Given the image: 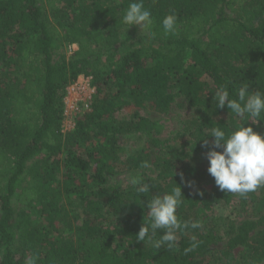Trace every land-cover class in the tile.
I'll list each match as a JSON object with an SVG mask.
<instances>
[{
    "label": "trees",
    "instance_id": "trees-1",
    "mask_svg": "<svg viewBox=\"0 0 264 264\" xmlns=\"http://www.w3.org/2000/svg\"><path fill=\"white\" fill-rule=\"evenodd\" d=\"M129 2L0 0V264L30 257L36 264H216V233L202 225L211 205L264 208V187L241 197L220 191L189 159L145 147L128 154L120 135L143 133L153 147L150 136L163 124L136 114L117 118L131 105L164 112L184 96L200 111L185 129L206 156L213 127L229 132L244 119L216 108L215 91L226 88L230 99L243 84L264 91V0H144L153 20L144 30L120 22ZM169 13L177 31L165 36L161 20ZM71 44L67 57L59 54ZM80 74L92 77L96 92L88 112L62 132L66 88ZM252 126L264 133V120ZM138 169L154 185L147 194L110 180L111 173ZM179 185L185 197L178 219L202 227L179 230L170 250L155 246L159 231L138 241L148 198ZM72 196L83 211L66 208ZM253 216L228 233L222 253L240 248L234 264H264V229ZM192 236L199 244L185 253ZM114 238L126 242L124 254L114 250Z\"/></svg>",
    "mask_w": 264,
    "mask_h": 264
},
{
    "label": "clouds",
    "instance_id": "clouds-1",
    "mask_svg": "<svg viewBox=\"0 0 264 264\" xmlns=\"http://www.w3.org/2000/svg\"><path fill=\"white\" fill-rule=\"evenodd\" d=\"M120 22L127 26V30L132 26H138L139 30L150 29L153 24L152 14L145 8L144 0H130L123 9ZM161 27L165 36L174 35L177 31L176 15H165L161 20ZM214 98L216 108L227 106L236 117L244 119L237 121L229 132L213 127L205 135L213 138L211 147L207 140L203 145L208 149L207 172L220 191L246 197L247 194L264 187V133L254 131L252 126L264 120V91H249L248 85L243 84L237 91V99H230L227 89L220 87L215 91ZM248 121L251 123L245 126ZM129 183L140 194H147L154 187L139 177L131 178ZM193 183L188 181V186L191 187ZM184 197L179 185L163 195L154 194L151 199L148 198L145 205L147 224L143 222L136 239L144 243L146 240L152 241L159 231L161 235L154 241L155 246L170 250L176 245L179 230L200 229L202 225L197 221L178 219L177 208L183 203ZM198 244L197 238L192 236L190 245L184 252L195 250ZM26 264H36L35 258H28Z\"/></svg>",
    "mask_w": 264,
    "mask_h": 264
},
{
    "label": "rangeland",
    "instance_id": "rangeland-1",
    "mask_svg": "<svg viewBox=\"0 0 264 264\" xmlns=\"http://www.w3.org/2000/svg\"><path fill=\"white\" fill-rule=\"evenodd\" d=\"M228 15H233L229 13ZM76 48V47H75ZM75 48L70 45H65L59 50V54L67 57ZM145 116L151 120H157L163 124V129L159 133H155L150 137H154L157 141V145L151 147L149 145V138L140 132H129L122 134L119 137L120 145L124 146L127 153L137 152V150L144 148L154 153H164L167 156H174L180 159H189L195 166H200L207 172L208 161L205 153L196 150V138L190 136L185 127L187 122L192 117H198L200 111L196 106L189 103L186 97L179 96L174 99L170 107L164 112H158L156 110L147 107H134V105L124 107L118 114L117 118H128L134 115ZM223 118L229 116L228 112L221 113ZM142 169L130 170L126 172L111 173L110 180L121 185L122 189L129 190L132 188L129 181L133 177H139V173ZM208 173V172H207ZM238 204H229L224 202L214 203L210 209L203 215V226L205 228H212L216 233V242L211 245L213 249L217 251V255L221 257V260L216 264H234L238 256L240 255V248H234L230 251L231 255H224L222 249L224 244L228 240V233L232 228L238 224L241 220H244L248 216L261 218L259 227L264 229V208L259 212L248 209L245 211L243 208H239ZM67 209H73L75 211H83L84 204L75 197H71V200L66 205ZM256 213V215H255ZM116 219H112L110 228L116 226ZM126 242L120 241L117 238L113 239V248L118 254H124L127 251ZM150 243V242H149ZM213 260L211 259V263ZM141 264H148L147 261H142Z\"/></svg>",
    "mask_w": 264,
    "mask_h": 264
},
{
    "label": "built area",
    "instance_id": "built-area-1",
    "mask_svg": "<svg viewBox=\"0 0 264 264\" xmlns=\"http://www.w3.org/2000/svg\"><path fill=\"white\" fill-rule=\"evenodd\" d=\"M70 46L75 48L76 44H71ZM95 92V87L92 85V77L89 75L80 74L67 86L62 113V132L71 130L77 118L88 112Z\"/></svg>",
    "mask_w": 264,
    "mask_h": 264
}]
</instances>
